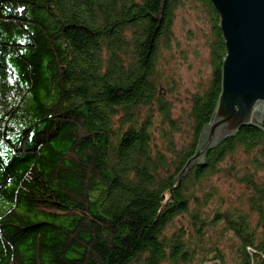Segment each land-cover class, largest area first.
Masks as SVG:
<instances>
[{
    "label": "trees",
    "instance_id": "16d2710c",
    "mask_svg": "<svg viewBox=\"0 0 264 264\" xmlns=\"http://www.w3.org/2000/svg\"><path fill=\"white\" fill-rule=\"evenodd\" d=\"M185 1L0 0V264H264V130L243 127L178 179L213 119L226 54L219 13L196 0L213 77L179 147L158 60ZM241 152L229 171L248 193L208 209L207 183Z\"/></svg>",
    "mask_w": 264,
    "mask_h": 264
},
{
    "label": "water",
    "instance_id": "95a60500",
    "mask_svg": "<svg viewBox=\"0 0 264 264\" xmlns=\"http://www.w3.org/2000/svg\"><path fill=\"white\" fill-rule=\"evenodd\" d=\"M220 15L226 54L221 92L210 124L180 180L207 153L243 127L264 130V0H211Z\"/></svg>",
    "mask_w": 264,
    "mask_h": 264
},
{
    "label": "rangeland",
    "instance_id": "374dc122",
    "mask_svg": "<svg viewBox=\"0 0 264 264\" xmlns=\"http://www.w3.org/2000/svg\"><path fill=\"white\" fill-rule=\"evenodd\" d=\"M172 32L171 43L161 47L158 87L162 92L161 96L171 105L173 116L182 124V130L175 134L179 147H182L191 140L188 112L192 95L206 90L213 77L210 44L214 38L210 15L198 1H185L175 13ZM154 121L159 137L156 142L162 145L159 135L164 126L163 118L156 114ZM246 160L247 156L243 152L239 153L235 161L223 163L224 170L210 180L211 184L206 182L205 191L213 192L208 209L234 205L235 201H239L240 194L248 193L245 186L237 181L236 173L229 171L231 164L235 163V168L240 173L239 169L244 167ZM222 200L226 203H220ZM218 202L220 206L216 205ZM184 221L181 224L187 223L186 218Z\"/></svg>",
    "mask_w": 264,
    "mask_h": 264
}]
</instances>
